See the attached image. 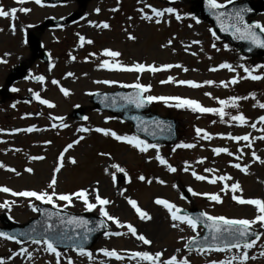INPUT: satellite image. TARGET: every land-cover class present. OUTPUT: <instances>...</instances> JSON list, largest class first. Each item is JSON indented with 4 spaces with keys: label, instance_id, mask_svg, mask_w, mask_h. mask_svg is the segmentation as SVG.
<instances>
[{
    "label": "rangeland",
    "instance_id": "374dc122",
    "mask_svg": "<svg viewBox=\"0 0 264 264\" xmlns=\"http://www.w3.org/2000/svg\"><path fill=\"white\" fill-rule=\"evenodd\" d=\"M195 0H155L151 4L157 9L173 8L174 14H165L163 18L170 23H161L159 25L154 22H147L140 19V14L136 11L141 4H136L137 0H120L116 2L115 7H120L117 14L118 29L114 32L108 31L106 39L114 38L119 34L120 42L118 48L124 54V57L132 56L134 62L144 63L146 65H155L160 67L164 64H181L189 70L183 71L182 68H171L166 71H160L155 74L144 72L139 74V82L145 85H151V91L145 95L155 96H177L181 98L192 99L200 102L204 107L220 108L221 105L206 96L205 93H211L212 97L230 100L232 97H248V99L237 100V108L226 107L224 110L227 115L222 122L219 115L213 113L193 112L190 108H177L168 106L175 104V101H169L165 104L163 101H154L151 103L152 111L158 114L172 115L181 123L179 129L178 142L171 147H159V154L165 158L176 172H169L165 165H161L155 159L157 150L149 149L146 153H141L128 144L117 141L111 136H105L96 132V128H104L115 131L118 135H135L126 123L106 114L97 113L93 110L90 97L93 92L103 90L100 85H93L90 79H81L83 75H91L75 71V67L70 65L68 60V51L63 50L67 47L66 32H58L53 36H46L44 46L49 50H55L54 57L48 65L37 63L32 65L31 76H44V83H33L31 80L22 82L15 87L19 91L13 92L12 88L8 90L6 78L11 73L9 65L16 66L21 61L17 55L22 54L24 58H30L28 52L23 46L19 45L16 38L9 37L5 44L3 35L0 31V59L5 60L1 56V52L7 48L14 50L16 56H10L6 63H0V162L10 168L16 169L20 175L0 168V186H6L15 192L20 191H42L47 188L52 176L53 169L56 166L57 158L63 149L74 140L83 136L84 139L79 144H75L72 149L65 153V167L60 173L56 174L58 183L56 186L57 193H74L80 189L98 188L99 195L107 198L112 203L105 206L110 215L118 217L122 223H131L146 238L153 241L151 245H144L145 251L154 253L156 251L166 250L165 256L177 255L178 258L187 256L191 264H208L209 260L225 259L230 255L225 252H211L208 255L197 254L196 251H188L185 247L189 242V238L195 236L191 228L185 224L180 227L184 230L171 227L170 214L163 207L159 209L152 206V201L156 198L166 199L174 203L178 208L191 210L198 208L214 216H224L230 219H254L258 215V211L254 206L241 205L231 199L232 193L225 194L221 191L225 182L218 181L211 184L207 180L198 181L192 175L196 172L208 178L220 175H229L233 178L227 181L228 184L238 181L243 189L242 196L245 199H261L264 200V165L259 162H253L251 151H256L257 155L264 159V141L255 139L260 135H264L259 129L264 128V123L259 122V117L264 115V109L259 107L260 103H264V67L259 61L246 60L239 54L228 47H222L219 51L211 52L209 50L208 41H204L202 37L207 35V31L197 23L192 9V2ZM225 2V0H220ZM11 0H0V5L5 8V3ZM26 6H29L25 4ZM14 3L9 6L13 7ZM24 6V5H23ZM6 9V8H5ZM149 11L148 9H145ZM66 13L59 9L57 12L51 10H36L32 15V20L39 23L40 20L46 19L47 16H58ZM175 14H179L182 19L176 20ZM133 17L129 20L128 17ZM4 18H0V29L3 28ZM25 23V17L21 19ZM256 21L264 24V16L260 15L255 18ZM29 21V20H27ZM30 21V22H31ZM192 25V27H189ZM128 33H132L137 37L135 41L127 39ZM4 36V35H3ZM169 39L172 44L167 47ZM200 41L199 44L192 43ZM60 43V44H59ZM63 43V44H62ZM188 51L185 47L189 46ZM68 48V47H67ZM202 49V50H201ZM211 52V53H210ZM191 53H196L192 55ZM208 57H211L208 60ZM221 63H229L235 69L230 72L227 69H218L215 72L210 68L217 67ZM240 65L247 67L252 75H258L262 78L252 80L248 78ZM88 71V70H86ZM66 74L67 79L60 80V75ZM68 73L74 75L68 76ZM99 75V74H98ZM96 75V76H98ZM98 76L97 79H99ZM169 77L175 80H192L196 83L203 84L204 81L212 80L213 85L204 84L200 88H191L187 85H179L176 83L161 84L160 81L167 80ZM233 77L238 79L236 84H228L227 87L221 85V81L228 82ZM59 81V85H53L52 80ZM67 88L70 92L65 97L60 92V87ZM39 93L41 98L48 99L53 102L56 107L48 108L35 99L34 94ZM3 96L7 98L3 100ZM30 98V102H28ZM15 105V107H13ZM76 107H81L86 112L87 119L84 122H75L71 118V114ZM243 114L248 124L256 123L257 128L253 129L247 125L241 126L238 122L231 120L232 115ZM52 117H63V120L52 119ZM215 121V123H213ZM56 124L57 127H51ZM67 124L68 127H63ZM40 129L33 132H16V129H26L29 127ZM80 128L91 129L89 132H80ZM201 128L211 134L212 139L205 140L196 136L195 129ZM222 134V135H221ZM243 136L250 134L252 138L253 148L250 150L243 147L246 142L232 141L227 139V135ZM50 141L51 143H46ZM180 143L196 144L195 148L183 149L176 148ZM226 147L234 153L233 156L221 153L216 155L212 152L213 148ZM243 147L244 155L240 160H236L238 148ZM176 148L175 151L173 149ZM19 149V151H16ZM100 153H108V156H101ZM31 156H44L43 160H30ZM68 157H74L77 160L76 165L68 162ZM204 159L201 164L198 161ZM187 162V163H186ZM116 163L123 167L128 174V178L124 174L117 173V180L113 183L110 176L106 175L104 169L110 164ZM234 163H240L242 166L249 165L248 174L242 173L240 170L232 167ZM32 168L34 171L28 173L26 168ZM188 167V171L184 168ZM206 168L216 169L214 173L205 172ZM115 171V169H110ZM139 175H144L147 179L152 180L151 184L141 182L137 179ZM130 178V183L128 179ZM165 181L164 184L157 182ZM97 182H99L97 184ZM189 187L197 193L219 194L222 197V203L216 204L210 201L204 195L193 196L189 191ZM123 192V195H121ZM241 195V193H236ZM125 196L137 200L138 205L149 212L152 216L150 221H141L135 214L134 209L127 203ZM55 199V198H54ZM9 202L10 208H0V219L6 216L14 224L26 225L32 219L38 217L37 212H33L29 204L32 203L36 207L43 204L35 198L12 196L10 193L0 192V204ZM74 206L64 207L66 202L56 201L60 206L54 208L71 214H87L97 215L104 219L109 229L108 231H120L127 233L126 228H117L115 224L102 217L97 209L89 212L86 211L82 201H78L73 197ZM89 201L95 203L94 196H89ZM53 208V207H52ZM180 215V213H179ZM178 223V222H177ZM0 227H3L0 222ZM253 229L264 233V228L259 225H253ZM197 232L202 235L203 228L198 225ZM199 235V236H200ZM183 237V239H181ZM21 245L13 241L0 238V258H5V264H47L52 261L55 264V258L44 252L42 249L36 250L37 245L25 243L24 247L28 251L33 252V258L30 260L27 256L21 255L9 260L12 252H18ZM140 246L143 244L137 241L130 234L121 236H102L95 248L90 252L93 253V260L87 257H81L73 250H59L62 252V264H67L65 257H72L75 264H134L138 262L136 259L116 261L114 258H108L103 255L100 249L116 250L127 256L128 253L134 251H143ZM264 247V236L261 241L257 242V247L249 250L250 255L257 256L255 260H249L247 264H264V257L259 256L261 248ZM176 249H180L176 253ZM233 249V253H235Z\"/></svg>",
    "mask_w": 264,
    "mask_h": 264
},
{
    "label": "snow or ice",
    "instance_id": "6c2138e0",
    "mask_svg": "<svg viewBox=\"0 0 264 264\" xmlns=\"http://www.w3.org/2000/svg\"><path fill=\"white\" fill-rule=\"evenodd\" d=\"M34 2L37 5H42V0H14V3L17 5H20V7H12L10 10H6L2 5H0V18H9L10 23V29L13 32V34L16 31V25L15 21L17 20V13H24L27 14L31 11L30 8L23 7L26 3ZM120 0H117V3L119 4ZM138 4H141L142 7H139L136 11L140 14V19L147 22H154L155 24L159 25L161 23H170V21H165L163 18L165 17V14H174L175 9L169 7L165 9H157L153 7L151 4H148L145 2V0H137ZM208 8L212 11V14L216 21L218 22L220 26L221 31H229L231 30V34L234 38L239 40H247L251 44L255 45L259 48H264V37H262L260 34H264V24L261 22H254L249 23L245 20V13L250 11L249 9L245 8H239V9H233L231 12L227 11H219L220 9H225L228 7V5H232L234 3V0H225L224 3L218 2V0H206ZM145 9H148L149 11H146ZM119 8H113L111 11L115 12L118 11ZM97 13L100 12V9H95ZM176 20L180 21L182 17L179 14H175ZM129 20H132L133 17L129 16ZM225 19L228 21L227 26L225 25ZM90 24H92L93 27H98L101 29H110V24L107 22H100V23H93L89 21ZM197 23L199 21L197 20ZM30 27V26H29ZM189 27H192V25H189ZM256 30H259V33H257ZM2 31V29H0ZM125 32L127 33V39L131 41H135L137 37L133 35L132 33H128L127 29H125ZM209 32L212 34L213 37L216 39H219L218 36H216V33L210 28ZM79 42L81 46H84L85 44H93L94 41L91 39H86L84 36L77 33ZM192 43L199 44L200 41H193ZM172 44V39H169L167 42V45H162V47H167ZM189 46L185 47V51H188ZM213 48H216V44H212ZM225 48H227V45H225ZM202 50V49H201ZM217 51H219L218 48H216ZM251 50V49H250ZM192 55H196V53H191ZM90 55H95L94 53ZM103 56L110 57V58H118L122 54L119 51H114L111 49H104ZM211 57H209L210 59ZM74 60L75 57H72ZM7 61L0 59V63H6ZM99 67L106 68L109 70L114 71H123V72H134L137 74H142L144 72H150V73H157L160 71H166L171 68H182L183 71L187 72L189 69L185 68L181 64H164L160 67H157L155 65H146L144 63H133L131 65H124L120 63L119 61H114L113 63H110L109 60L105 59L103 60ZM241 68H243L245 73H248V78H251L252 80H259L262 77L258 75H252L250 70L245 67L244 65H240ZM264 67V66H261ZM218 69H227L230 72H234L235 69L233 66L229 63H221L219 64L218 68L213 67L209 70L212 72L217 71ZM68 76L74 75L73 73H68ZM38 81L41 83L45 82L44 76L36 77ZM140 76L137 75V82L133 84H121L120 87L124 88H133L136 89V92L134 94H129L125 96H121V99L125 100L128 104L135 105L136 108H142L146 104H151L154 101H163L165 104H168L169 101H175V104H168V106H175L177 108H190L193 112H199V113H213L219 115L221 121H224V117L227 115L225 112L226 107H232L237 108V100L239 99H248V97H232L230 100L225 99H219L216 97H212L211 93H205L206 96H209L210 98L217 100L219 105H221L220 108H210V107H204L202 106L198 101L187 99V98H181L177 96H155V95H143L144 93H149L151 91V85H145L139 82ZM96 83H103V84H115L117 81H96ZM161 84L166 83H176L179 85H187L191 88H200L203 87L204 84L206 85H213L214 81L207 80L204 81L203 84L196 83L192 80H175L173 77H169L167 80L160 81ZM222 86L227 87L228 84H236L238 83V79L236 77H233L230 81L220 82ZM53 85H59V81L53 79L52 80ZM60 92L63 93L65 97L69 96L70 92L67 88L60 87ZM13 92L19 91L17 88H12ZM120 95V94H117ZM35 99L39 101L40 104L46 105L48 108H55L56 105L49 101L48 99L41 98L39 93L34 94ZM113 103H115V99L113 100ZM15 107V105H13ZM259 107L261 109H264V103H260ZM52 119H60L63 120V117H52ZM87 119V117H85ZM231 120L234 122H238L239 125L244 126L247 125L253 129L257 128L256 123L248 124V121L246 117L243 114L239 115H232ZM259 122L264 123V115H261L259 117ZM215 123V121H213ZM53 128H56V124H52ZM63 127H68L67 124H63ZM40 129L33 127H29L26 129H16V132H33V131H39ZM2 131V130H0ZM80 132H89L91 129L88 128H80ZM96 132L102 133L105 136H111L117 141L124 142L128 144L129 146L138 149L141 153L148 152L149 149H156L157 153L155 156V159L159 161L161 165H165L167 167V170L169 172H176L177 169L173 167L165 158H163L159 154L158 145L156 144H149L146 141L140 139L138 136L132 135H118L115 131L104 129V128H96ZM147 131V129H145ZM262 133H264V128L259 129ZM196 136L205 139L210 140L212 139L211 134H209L207 131L201 128L195 129ZM222 135V134H221ZM227 139L240 142L244 141L246 142L243 147H246L248 149L253 148V142L252 138H250V134H245L243 136H236L232 134H228ZM84 137L80 136L78 139L74 140L72 143H69L63 151L59 154L57 158L56 166L53 169V176L47 186L48 190H42V191H20L15 192L12 189L6 187V186H0V192L3 193H10L12 196L17 197H26V198H35V200L40 201L43 204L52 205L53 208H59L60 206L56 203V201H63L66 202L64 204V207L74 206L73 197H75L76 200L82 201L86 211H93L94 209H97V205H99L98 211L99 214L102 217H106L107 220L111 221L113 224L117 226V228H126L127 233H122L120 231H106L104 234L106 236H121L124 234H130L132 237H134L137 241L141 242L143 245H151L153 243L152 240L146 238L145 235L138 233V230L135 226H133L131 223H122L118 217L112 216L109 214V212L106 210L105 206L112 203L107 198H102L99 195L98 188H92L89 189H80L77 190L74 193H57L56 186L58 183L57 175L61 172V170L65 167V153L69 151V149H72L75 144H79L81 140H83ZM255 139L264 141V135H260L256 137ZM46 143H51L50 141H47ZM196 144L192 143H180L176 145V148H183V149H191L195 148ZM243 147L238 148L237 152L240 153V155H237L235 158L236 160H240L242 156L244 155ZM176 148L173 149V151L176 150ZM16 151H19V149H16ZM212 152L216 155H219L221 153L227 154L228 156H233L234 153L231 152L226 147H217L213 148ZM101 156H108L110 154L108 153H100ZM251 157L253 162H259L260 164L264 165V159H262L260 156L257 155L256 151H251ZM30 160H43L45 159L44 156H31L29 157ZM68 162L72 165L77 164V160L74 157H68ZM199 163H203L204 159L202 158ZM187 163V162H186ZM232 167L240 170L242 173L248 174V168L249 165L242 166L240 163H234L231 165ZM0 168H5L7 171L14 172L16 175H20V173L16 172V169L7 167L2 162H0ZM110 169H115V171H110ZM188 167L184 168V171H188ZM26 172L32 173L34 170L32 168H26ZM216 169L213 168H206L205 172L208 173H214ZM104 172L106 175L110 176L113 183L117 180V173L124 174L125 178H128V174L125 171L123 167L116 163L110 164L108 167L104 169ZM192 175L195 177L198 181H205L207 180L211 184H216L218 181L225 182L223 184V187L221 188L222 192H225V194H228L229 192L232 193L231 199L235 201L238 204L241 205H251L254 206L255 209L258 211V215L254 217V219H230L226 218L224 216H214L210 215L207 212H201L199 216H191V215H179L181 212V209L178 208L174 203L169 202L166 199L162 198H156L154 200V203L156 205L163 206L167 212L170 214L171 221L173 223L171 224V227L174 229H179L181 232L184 230L180 227L181 224L187 225L191 230L196 233L195 236H192L189 238L188 244L185 245V247L188 249V251L193 250V246L195 245V251L197 254L200 255H208L211 254V252H225L229 253L230 255L226 256L225 259H213L209 260L208 264H247L249 260H255L257 259V256L250 255L249 250L257 247V242L261 241V237L264 236V233L258 232L255 229H253V225H259L261 228H264V200L261 199H245L242 196L243 189L238 181L232 182L231 184H228L227 181L233 180V178L229 175H220V176H213L212 178H208L204 175H199L196 172H192ZM138 180L141 182H147L148 184L152 183V180L147 179L144 175H139L137 177ZM128 182L130 183V178L128 179ZM157 182L160 184H164L165 181L159 180L157 178ZM99 182H97L98 184ZM188 191L193 195H204L206 196L210 201L215 202L216 204H221L222 197L217 194H211V193H197L193 191L190 187ZM241 193V195H236V193ZM121 195H123V192H121ZM89 196H94L95 203H92L89 201ZM55 198V199H54ZM125 199L127 203L131 206L132 209H134L135 214L139 217L141 221H150L152 219V216L149 214L148 211L143 210L139 205L137 200L132 199L130 197L125 196ZM29 207H31V210L33 212H39L41 211L38 207H36L34 204L30 203ZM0 208H10L9 202H4L3 204H0ZM45 215L49 220L53 216H56L59 220V225L48 223L47 226L44 228L42 233H36V235H32L36 230L32 229V233H21L20 235L25 236L26 240L21 241L20 239H17L16 236L9 235L4 232H0V238H4L5 240H10L15 242L18 245H21L18 252H12V250H9L11 255L8 257L9 260L14 259L15 257L24 255L27 256L30 260L33 258V252L28 251L27 247H24L25 243L30 242L31 244L37 245L38 248L36 250L42 249L44 252L50 254L55 258V264H62V252L58 250L57 245L61 244H67V242H71L72 250L76 251L77 254L81 257H87L88 260H93V253L90 251H86L84 248V242L88 239V233L96 231V229L88 228V221L84 220L82 218H78L76 216H70L67 219H65L64 216H60L58 212H47L44 211L42 213ZM201 218H203V226L208 230L209 235H205L202 240L198 239L199 233L197 232V227L199 223L201 222ZM178 222V223H177ZM60 225H74L75 228H84L86 229L85 234L82 236V238L77 239L78 233L76 235H70L68 230L66 228H60ZM104 221H100L99 227L103 228ZM75 228L72 229L73 232H75ZM209 236L211 237L212 243H208ZM254 237L253 239L249 240V237ZM183 239V237H181ZM233 249H235V253H233ZM100 251L103 253L105 257L108 258H114L116 261H123L126 258L128 260L136 259L138 261H146L148 264H191L190 259L185 256L183 258H178L177 255L173 254L171 256L166 257L165 252L166 250L156 251L154 253H151L149 251H134L130 252L125 256L124 254H121L120 252L116 250H108V249H100ZM176 253H179L181 250L176 249ZM260 257H264V247L261 248L259 252ZM67 264H75V261L72 259V257H65ZM0 264H5V258H0ZM47 264H52V261H48ZM103 264V262H102Z\"/></svg>",
    "mask_w": 264,
    "mask_h": 264
},
{
    "label": "water",
    "instance_id": "95a60500",
    "mask_svg": "<svg viewBox=\"0 0 264 264\" xmlns=\"http://www.w3.org/2000/svg\"><path fill=\"white\" fill-rule=\"evenodd\" d=\"M62 1V0H60ZM203 4H207L206 1H200ZM200 2L194 3V11L197 12L198 9H201L202 15L204 19H207V8L204 6L202 10L199 8ZM239 9V8H245L249 9L250 11L245 13V20L249 23H254V21H249V17H254L258 15L261 12H264V0H260L258 4L252 3L250 0L245 1L241 5L233 4L228 6L225 9H220L219 11H227L231 12L233 9ZM212 15V23L215 25L218 35L224 39V40H230L231 43L236 46L239 51L247 56H261L264 57V48L256 47L255 45L251 44L247 40H239L233 37L231 34V30L229 31H221L220 26L216 19L214 18L212 11L210 12ZM78 19V15L73 16L72 18L61 20V21H50V23H54L57 27L63 26L67 23L74 22ZM228 21L225 19V25L227 26ZM258 34L259 30H256ZM262 37H264V34H260ZM30 47L32 48L33 52L35 53L34 59L41 57L44 62L48 61V55L44 52H42L41 44L39 40L36 37L31 36L30 37ZM251 49V50H250ZM26 77V69L24 66L17 67L14 69L13 75L9 79V84H13L14 82L21 80ZM136 92V89H132L130 92H116V93H110V94H104V93H97L94 94L92 97V103L95 104V109L99 111H109L113 113L114 115L122 118L124 121L130 122L136 132V134L142 136L147 141H150L152 143H160L163 145H172L177 141V130L179 127V123L172 119H162L157 115L153 114H146V111L150 110V105L146 104L142 108H136L133 104H128L125 100L121 99V96L134 94ZM120 94V95H117ZM115 99V103H113V100ZM73 118L75 120H83L85 118V113L81 108H77L74 111ZM147 129V131H145ZM41 211L40 218L37 220H32V222L21 228L16 225H12L11 222L6 218L3 217L1 220L3 224H5L4 229H0V232L7 233L9 235L16 236L17 239H20L21 241H25L26 237L20 235L21 233H32V229H35L36 231L32 233V235H36V233H42L44 228L47 226L48 223L59 225V220L56 216H53L51 220H49L45 215L42 213L44 211L47 212H53L56 213L58 211H54L52 209L40 207ZM60 216H64L65 219H67L70 216H76L78 218H82L84 220H87L88 228L96 229V231L88 233V239L84 242V248L86 251L90 250L98 238L102 236L106 232V228L99 227L100 220L96 219L95 217H86L84 215H69L65 213L58 212ZM184 215H191L193 217L199 216L201 212L193 210L191 212H182ZM203 218H201L200 225L203 226ZM60 228H66L70 235H76L77 239L82 238V236L85 234L86 229L84 228H75L74 225H60ZM75 228V232L72 231V229ZM206 233L205 235H209L208 230L205 228ZM204 235V236H205ZM199 237L198 239L202 240L203 237ZM254 237H249V240L253 239ZM208 243H212L211 237L209 236ZM196 246H193V249ZM57 248H62L64 250L66 249H72L71 242H67V244H61L57 245Z\"/></svg>",
    "mask_w": 264,
    "mask_h": 264
},
{
    "label": "flooded vegetation",
    "instance_id": "af4514ba",
    "mask_svg": "<svg viewBox=\"0 0 264 264\" xmlns=\"http://www.w3.org/2000/svg\"><path fill=\"white\" fill-rule=\"evenodd\" d=\"M237 2H240L242 0H236ZM26 4H32L33 6H26L23 7L30 8L31 11L27 14L24 13H17V20L15 21L16 25V31L13 34V32L10 29V19L4 18L3 20V28L1 33L4 35H1L2 37H13L16 38L19 41V45L24 46L26 51L30 52L28 45L26 43V37L28 33H32L39 37L41 40L45 39L48 35H54L61 31V29H55V28H44L43 23H35L34 21H31V16L34 14L36 10L41 11L43 9H51L55 10L56 12L58 9H62V11L66 12L62 15L58 16L57 18H63L70 16L72 14L78 13L80 18L79 20L73 24L64 27L67 30L68 38L66 39V45L68 46V60L67 62L75 67V71L80 72L83 71H90L93 75L90 76V79H94L96 81H117L115 84H103V83H97L100 84L103 88H109L111 90L120 89L121 84H130L128 81H136L137 80V73L134 72H123V71H114L109 70L106 68L99 67L100 63L107 59L110 63H113L114 61H119L120 63L124 65H131L134 62L132 56L129 55V57H124V54L120 52V49L118 48L120 39L119 34H116L114 38L106 39L105 36L107 35L108 31L114 32L118 29V17L117 12L118 11H111L113 8H117L114 5V0H66L61 5H54L47 3V0H42V6H38L34 2H29ZM12 4L5 3L6 10H10L12 7ZM45 6V7H44ZM13 7H20V5H17L14 3ZM99 8L100 12L97 13L95 9ZM22 17H25V23L21 20ZM29 20V21H27ZM31 21V22H30ZM89 21L93 23H100V22H107L110 24V29H101L98 27H93L92 24L89 23ZM202 24H205V29L209 31V29H212V26L208 23L202 22ZM30 26V27H29ZM77 33L84 36L86 39H91L94 41L93 44H85L84 46L80 45ZM210 34V39L215 38ZM104 49H111L114 51H119L122 55L118 58H110L103 56V50ZM94 53L95 55H90ZM10 56H16L14 53V50L11 48H7L4 50L1 54L2 58L6 59ZM21 58L20 64H25L27 68L29 69L31 67V61L29 58H24V55L19 54L17 55ZM72 57H75L73 60ZM99 74V75H98ZM99 79L98 78V76ZM34 78H31V80Z\"/></svg>",
    "mask_w": 264,
    "mask_h": 264
},
{
    "label": "bare ground",
    "instance_id": "6f19581e",
    "mask_svg": "<svg viewBox=\"0 0 264 264\" xmlns=\"http://www.w3.org/2000/svg\"><path fill=\"white\" fill-rule=\"evenodd\" d=\"M92 188H94V187H91L89 190H91ZM155 200V199H154ZM154 200L152 201V206H154V208L156 207H158L159 209H163V206H160V205H156L155 203H154ZM141 247V249L143 250V251H145V246L143 245V246H140ZM134 264H148V262H146V261H143V262H138V263H134Z\"/></svg>",
    "mask_w": 264,
    "mask_h": 264
}]
</instances>
